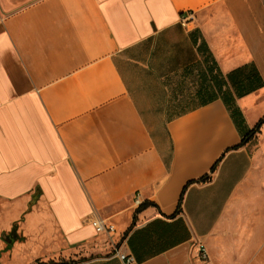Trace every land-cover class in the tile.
Instances as JSON below:
<instances>
[{"label": "crops", "instance_id": "0c3cea01", "mask_svg": "<svg viewBox=\"0 0 264 264\" xmlns=\"http://www.w3.org/2000/svg\"><path fill=\"white\" fill-rule=\"evenodd\" d=\"M263 106V0H0V264H264Z\"/></svg>", "mask_w": 264, "mask_h": 264}, {"label": "built area", "instance_id": "2783aa9c", "mask_svg": "<svg viewBox=\"0 0 264 264\" xmlns=\"http://www.w3.org/2000/svg\"><path fill=\"white\" fill-rule=\"evenodd\" d=\"M193 20L194 18L190 14L189 16L182 19L181 24L183 27L188 28ZM136 202L139 204V199H137ZM90 224L98 235H105L111 238L116 233V229L113 225L100 218L91 220ZM196 249V264H209V255L205 245L203 243H198L196 245ZM116 253L119 259L124 262V264H135V259L132 255L121 252L120 249Z\"/></svg>", "mask_w": 264, "mask_h": 264}, {"label": "trees", "instance_id": "16d2710c", "mask_svg": "<svg viewBox=\"0 0 264 264\" xmlns=\"http://www.w3.org/2000/svg\"><path fill=\"white\" fill-rule=\"evenodd\" d=\"M263 2H264V0H263ZM263 126H264V117L261 118V119L256 123V125H255L250 131H248V132L245 134V136L243 137V139H242L240 145H238V146L232 148L231 150H238V149H240V148L245 147L248 143H250L252 140H254V139L256 138V136L261 132V129H262ZM218 164H219V162H217V163L215 164V166L211 169L210 174L205 175V176H203L202 178H200V179H198V180H195V181L190 182V183L188 184V186H190V185H192V184H194V183L205 184V183H208L209 181H211V177H212V175L215 173ZM188 186H187V187H188ZM187 187L184 189L183 194L181 195V198H180V200H179V203H178V207H177L176 212H175L173 215L167 217L168 219H174V218H176L178 215L181 214V212H182V203H183V198H184V192L186 191ZM150 206L156 207L155 204H152V203H150V202H145V203L141 204V205L138 207V209L136 210L135 214L138 215L139 213H141L143 210H145L147 207H150ZM135 224H136V215H135V217H134V219H133L132 226L129 228V230H128L127 233L125 234V236H124V238H123L121 244L126 240L128 234L132 231V229L134 228ZM121 244H120V245H121Z\"/></svg>", "mask_w": 264, "mask_h": 264}, {"label": "rangeland", "instance_id": "374dc122", "mask_svg": "<svg viewBox=\"0 0 264 264\" xmlns=\"http://www.w3.org/2000/svg\"><path fill=\"white\" fill-rule=\"evenodd\" d=\"M258 115H260L259 118H263L264 117V106L260 110ZM263 128H264V126L262 127V129ZM262 129H261V132L256 136V146H257V149H261L262 148L264 150V135H263ZM262 161H263L262 165L264 167V159ZM263 175H264V168H263ZM99 243L105 244L104 241H101ZM120 244H121V241H116V243H115L117 248L120 246ZM100 256H104V255H100Z\"/></svg>", "mask_w": 264, "mask_h": 264}]
</instances>
